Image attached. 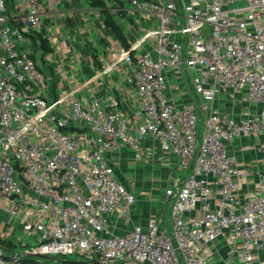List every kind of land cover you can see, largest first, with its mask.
Wrapping results in <instances>:
<instances>
[{
    "label": "built area",
    "instance_id": "built-area-1",
    "mask_svg": "<svg viewBox=\"0 0 264 264\" xmlns=\"http://www.w3.org/2000/svg\"><path fill=\"white\" fill-rule=\"evenodd\" d=\"M96 1L102 6L0 0V240L29 249L10 256L0 248V264L71 256L218 264L222 241L226 264H264V172L242 194L229 153L256 136L264 154V0ZM70 17L77 22L72 37V29L45 24ZM108 19L123 40L110 34ZM98 37L113 61L55 96L41 63L43 42L63 53L68 41L74 51L95 47ZM119 64L132 74L102 96V84L94 92V80ZM120 86L132 89L127 105L129 97L116 95ZM222 93L242 95L258 113L235 120L214 109ZM123 152L136 163L179 158L165 186L170 229L154 220L146 231L122 232L138 203L135 182L122 183L110 158Z\"/></svg>",
    "mask_w": 264,
    "mask_h": 264
},
{
    "label": "crops",
    "instance_id": "crops-1",
    "mask_svg": "<svg viewBox=\"0 0 264 264\" xmlns=\"http://www.w3.org/2000/svg\"><path fill=\"white\" fill-rule=\"evenodd\" d=\"M50 23L53 24L54 30L57 31L72 29L68 37L75 35L73 28L77 22L71 17L64 22L59 21L57 18L47 20L45 24L49 25ZM110 34L114 33L111 32ZM68 43L70 45V41ZM68 43H66L63 53L54 51L48 45L49 51L45 50L44 42L41 49L43 51L41 63L50 75L49 81H52L55 96L66 91L75 81L78 84H83L94 79L97 74L103 72L110 61H113V56L106 45H100L99 47L90 46L88 48L76 47V50L72 51L74 56L68 59ZM94 59L98 60V62ZM97 65H101V69ZM131 74L128 68L119 64L112 75L94 80L96 82L93 83L92 89L96 92L102 84L103 88L97 91V94L102 96L105 94L104 91L108 90L113 83L114 85L121 84L122 81H125L127 75ZM72 77H74V80ZM55 79L58 81L57 83H55ZM124 94L129 97L125 98L127 105L132 100V89L120 86V89L116 92L119 100L124 101ZM212 107L235 120H241L251 114L258 113L253 107H249L243 100L242 95H233L231 93L220 94L213 101ZM259 140L258 137L251 136L229 147V153L235 158L242 175V194L252 191L259 182V176L264 172V154L258 149ZM147 145H151V143L147 142ZM156 156L159 157L161 155L157 154ZM110 158L116 165L117 176L120 181L124 184L135 182L138 190V203L132 210L130 222L122 225V232L132 231L135 227H140L143 231H146L149 224L154 220L161 221L166 229H170L171 210L164 200L165 186L171 180V170L177 168L179 158L170 154L162 155L163 159L161 162L152 163V160L147 159L144 162L136 163L132 160L129 152L112 155ZM226 245L225 241L218 245L219 253L216 257L218 264H226ZM259 259L264 263V252L259 253Z\"/></svg>",
    "mask_w": 264,
    "mask_h": 264
},
{
    "label": "rangeland",
    "instance_id": "rangeland-1",
    "mask_svg": "<svg viewBox=\"0 0 264 264\" xmlns=\"http://www.w3.org/2000/svg\"><path fill=\"white\" fill-rule=\"evenodd\" d=\"M99 37L95 39L96 43H94L95 47H97V45H99L98 43ZM101 40V39H100ZM97 44V45H96ZM99 47V46H98ZM73 52L72 51H67V57L68 59H71L73 57ZM95 61L98 62V60L94 59ZM96 66V65H95ZM100 69H101V65H97ZM97 68V67H96ZM84 82V81H82ZM205 119V117L203 118V120ZM0 220H1V215H0ZM0 227L4 228V226H1V221H0ZM13 246L15 247V252L22 254H27L28 252V248L26 246H24L23 244H18L15 240H11ZM56 259V261L54 262H49L47 260H44L40 257H33L32 261L34 262V264H65V261L68 262H78L80 261V258L77 256H71V257H53Z\"/></svg>",
    "mask_w": 264,
    "mask_h": 264
},
{
    "label": "trees",
    "instance_id": "trees-1",
    "mask_svg": "<svg viewBox=\"0 0 264 264\" xmlns=\"http://www.w3.org/2000/svg\"><path fill=\"white\" fill-rule=\"evenodd\" d=\"M92 6L93 7H101V3L97 2L96 0H92ZM108 26L110 27V29L112 28L113 29V32L114 35L120 39L123 40V36H122V30L115 26V24L111 21V19H108ZM100 45H105V42L101 40L100 42ZM44 47L46 48L45 50L49 51V48L47 46V44L44 42ZM58 81L55 79V83H57ZM0 248L3 249V251H5V253L7 255H15L17 254V252H15V247L13 246L12 244V241H3V240H0ZM9 258V257H7ZM21 263L20 264H34L33 261H31L30 259H26L24 261H20Z\"/></svg>",
    "mask_w": 264,
    "mask_h": 264
},
{
    "label": "water",
    "instance_id": "water-1",
    "mask_svg": "<svg viewBox=\"0 0 264 264\" xmlns=\"http://www.w3.org/2000/svg\"><path fill=\"white\" fill-rule=\"evenodd\" d=\"M44 260H47L49 262H54L56 261L55 259L51 258V257H41ZM65 264H100L99 262H68L65 261Z\"/></svg>",
    "mask_w": 264,
    "mask_h": 264
}]
</instances>
